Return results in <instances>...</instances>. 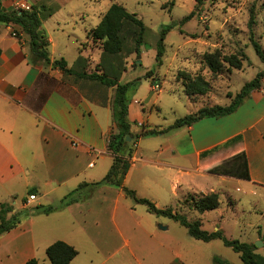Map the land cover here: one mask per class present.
Masks as SVG:
<instances>
[{"label":"crops","instance_id":"1","mask_svg":"<svg viewBox=\"0 0 264 264\" xmlns=\"http://www.w3.org/2000/svg\"><path fill=\"white\" fill-rule=\"evenodd\" d=\"M27 1L39 9L47 6V0ZM3 4L12 9L10 0ZM44 20L52 61L63 58L76 72L107 70L120 74L119 82H129L123 81L129 57L124 54L121 61V54L103 55L100 42L89 34L96 25L88 28L83 23L78 31L76 19L58 21L53 32L64 36L57 38ZM29 44L30 36L18 25L0 22V209L8 204L10 217L37 205H56L72 193L74 201L49 213L19 215L20 223L0 235V264H27L32 259L52 264L46 249L58 240L78 250L69 264H214V256L238 264L217 253V249L224 251L217 242L221 239L194 238L179 222L150 212L122 187L93 184L104 178L115 158L108 144L117 130L113 119L116 86L36 62ZM249 99L257 105L264 102V79L262 87L254 89L231 114L204 117L172 134L141 136L133 145L124 185L159 208H172L187 217L193 213L195 217L189 219H200L202 228L208 221L211 227L206 230L220 229L227 238L236 239L227 236L229 214L224 203L233 207L235 217L240 201L229 193L224 199L223 191L210 179L235 181L254 195L264 191V109L241 110ZM145 116V108L131 97L132 131L138 132L143 124L151 126ZM144 139H150L149 144ZM242 151L250 179L209 171ZM83 183L88 185L75 191ZM30 189L35 193L29 194ZM210 192L220 194L215 216H209L213 210L199 212L186 205L189 197ZM261 230L254 241L244 242L264 241ZM263 247L264 242L255 252L262 255Z\"/></svg>","mask_w":264,"mask_h":264},{"label":"rangeland","instance_id":"2","mask_svg":"<svg viewBox=\"0 0 264 264\" xmlns=\"http://www.w3.org/2000/svg\"><path fill=\"white\" fill-rule=\"evenodd\" d=\"M113 3L125 6L130 13L141 18L146 26L142 52L129 55L123 52L121 61L124 54L129 57L127 62L131 64L127 67L128 72L124 74L123 81L137 82L130 89L128 96L139 101L145 108V118L146 121L148 118L151 126H169L176 119L198 111L201 108L198 105L229 104L242 86L264 69V62L251 43L248 25L253 17L254 38L264 49V0H206L197 8L195 14L186 20L184 18L196 9V0H47V6L40 9L44 15L54 10L52 16H48L44 21L52 35L58 38L64 36L60 32H53V26H56L58 21L76 19L78 31L83 23L90 28L97 25ZM168 24H174V27L166 35L163 64L159 66L156 59L157 41L161 29ZM69 30L73 31L71 28H68ZM130 43L131 41L128 46L132 48ZM215 50L222 56L238 54L242 57L244 54L242 68H231L224 64L220 73H213L203 61V55ZM151 69L154 70L153 77L156 81L146 77V73ZM184 73L204 76L211 85L209 92L191 100L182 85ZM155 84L159 85V88H155ZM152 91L154 94L149 100ZM241 108L262 110L264 102L257 105L254 100L249 99ZM175 130L178 128L170 129L166 134H172ZM144 142L147 145L150 139H144ZM211 178H214L210 179L211 185L218 191H223L224 199L229 193L240 201L239 212L235 217H232L233 207L227 201L224 203V208L228 211L225 214H229L226 222L227 236L242 241H254L260 234V228L264 235V191L260 190L254 195L246 193L244 185L235 181L219 183L216 177ZM190 204L192 203L187 200L186 205ZM252 207L255 208L249 211ZM22 213L25 212L17 215ZM209 214L213 217L217 211L213 210ZM194 217L193 213L188 216L190 219ZM209 227L210 222L206 221L205 229ZM258 241L260 240L255 243ZM217 242L224 250L217 249V253L230 257L238 264L242 263L237 252L222 241ZM259 252L264 255V247Z\"/></svg>","mask_w":264,"mask_h":264},{"label":"trees","instance_id":"3","mask_svg":"<svg viewBox=\"0 0 264 264\" xmlns=\"http://www.w3.org/2000/svg\"><path fill=\"white\" fill-rule=\"evenodd\" d=\"M206 0H196V9L186 16L184 20L191 18L197 8ZM212 1V0H211ZM51 10L46 15L42 14V10L36 6H32L31 10H15L6 8L3 0H0V22L6 24L18 25L22 31L30 36V54L36 62H42L44 65L51 64L53 68H59L64 73H74L81 78L99 81L108 86H116V93L113 102V119L116 125V132H113L109 139L108 148L115 154L113 164L104 176V178L94 185L110 184L117 187H122L126 194L133 198L136 202L147 206L148 210L156 215H163L172 218L187 228L189 234L194 238L204 241L212 239H221L226 246L231 247L234 251L240 253L243 264H264V256L255 252L256 246L254 244L240 241L238 239L227 238L223 231L218 229L216 231H208L202 228L200 219L190 220L185 214L174 212L172 208H159L156 204L148 198L139 197L133 189L124 185V178L130 168L129 158L134 151V143L141 136L159 135L168 132L170 129L179 128L182 126H190L196 121L204 117H221L233 113L244 102L254 89H260L263 85L264 69L256 74L250 81L246 82L240 91L236 93L229 104L221 105L215 104L211 106H203L198 111L178 118L169 126L161 127L144 125L138 132L132 131V124L128 120V106L130 98L128 93L130 89L136 85V81H129L126 83L119 82V75L109 74L106 71L102 73L93 72L88 73L76 72L72 67H68L65 59L51 60L49 54L50 41L42 24L43 20L53 14ZM254 23L253 17L249 20V28L251 31L250 40L253 44L256 53L264 62V49L262 45L254 38L252 25ZM174 27V24H168L161 29L159 39L157 41V65L163 64V56L165 53V39L167 33ZM146 26L141 18L136 14L130 13L125 6L119 3H113L105 14L102 16L100 22L90 30L89 34L95 42H100L103 55H117L125 52L127 55L131 53L140 54L142 52V44L144 43ZM132 48L128 46L129 42ZM1 54V50H0ZM244 54L240 57L238 54H230L222 56L218 50L213 52H206L203 55V61L207 67L215 74L222 71L224 64H228L231 68H242V61ZM154 70L151 69L146 73V77H153ZM183 87L185 93L191 100L197 96H203L210 90V82L200 74L184 73ZM130 138V139H129ZM209 171L214 174L232 176L242 179H250L248 159L245 152L236 153L229 158H226L214 164ZM88 183H83L79 186L78 191ZM35 190L30 189L29 194H34ZM192 206L199 212L213 210L220 205V194L218 192H210L202 196H192ZM74 201V193L64 197L56 205H37L25 214L49 213L60 209L61 207ZM8 204H1L0 209V235L14 228L20 223V217L17 214H12ZM78 254V250L64 241L58 240L50 244L46 249V255L52 264H69ZM214 264H229L219 256H214ZM27 264H40L38 259H32Z\"/></svg>","mask_w":264,"mask_h":264},{"label":"built area","instance_id":"4","mask_svg":"<svg viewBox=\"0 0 264 264\" xmlns=\"http://www.w3.org/2000/svg\"><path fill=\"white\" fill-rule=\"evenodd\" d=\"M12 8L15 10H31L32 9V4H30L27 0H10ZM13 35H17V32H13ZM155 88H159V85L155 84ZM93 165V163L91 164ZM31 199H34V195L31 196Z\"/></svg>","mask_w":264,"mask_h":264},{"label":"water","instance_id":"5","mask_svg":"<svg viewBox=\"0 0 264 264\" xmlns=\"http://www.w3.org/2000/svg\"><path fill=\"white\" fill-rule=\"evenodd\" d=\"M129 139H130V138H129ZM262 244H263V242H261V241H258V242L255 243L256 246H260V245H262Z\"/></svg>","mask_w":264,"mask_h":264}]
</instances>
